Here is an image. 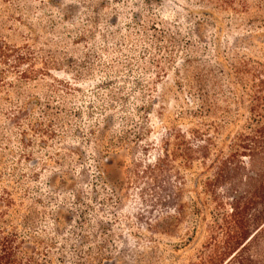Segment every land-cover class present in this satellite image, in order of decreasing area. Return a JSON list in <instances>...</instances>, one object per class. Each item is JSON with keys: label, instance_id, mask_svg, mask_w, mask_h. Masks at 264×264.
<instances>
[{"label": "rangeland", "instance_id": "1", "mask_svg": "<svg viewBox=\"0 0 264 264\" xmlns=\"http://www.w3.org/2000/svg\"><path fill=\"white\" fill-rule=\"evenodd\" d=\"M219 5L0 0V36L12 44L32 38L35 66L55 65L49 64V75L25 85L20 97L32 110L24 123L34 126L31 119L37 118L44 132L25 148V156L15 148L12 157L33 187L29 197L40 196L34 206L42 236L56 229L61 244L69 239L68 246L90 253L89 264L193 259L196 244L185 245L191 182L185 129L197 120L188 118L187 90L207 88L205 79L218 76L220 68L214 48L231 46L248 28L233 10L235 2ZM101 141L111 148L101 154L112 159L105 178L98 164Z\"/></svg>", "mask_w": 264, "mask_h": 264}, {"label": "trees", "instance_id": "2", "mask_svg": "<svg viewBox=\"0 0 264 264\" xmlns=\"http://www.w3.org/2000/svg\"><path fill=\"white\" fill-rule=\"evenodd\" d=\"M218 2H235L233 10L248 28L231 46L214 48L220 68L218 76L205 79L207 88L187 90L188 118L197 121L185 129V169L191 180L185 245L196 244L186 264H264V0ZM236 24L240 28L242 23ZM33 42L25 38L12 44L0 36V264H89L90 253L68 246L69 239L61 244L56 229L51 236L41 235L34 206L40 196L29 197L33 187L12 158L15 148L25 156V148L44 132L37 118L31 119L34 126L25 125L32 107L20 97L26 84L49 75V64L55 66L53 61L35 66ZM53 81L65 84L56 77ZM168 140L161 149L165 156ZM99 144L100 176L105 178L112 159L101 154L111 148L108 142Z\"/></svg>", "mask_w": 264, "mask_h": 264}]
</instances>
